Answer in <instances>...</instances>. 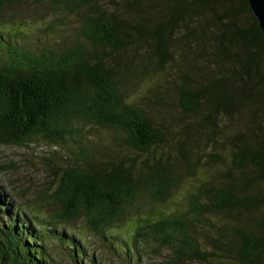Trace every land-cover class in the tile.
<instances>
[{
	"label": "trees",
	"instance_id": "1",
	"mask_svg": "<svg viewBox=\"0 0 264 264\" xmlns=\"http://www.w3.org/2000/svg\"><path fill=\"white\" fill-rule=\"evenodd\" d=\"M22 1L0 0V12ZM36 1L77 21V38L60 51L35 53L22 34L0 29V144L42 136L54 148L68 144L75 151L63 157L69 168H58L57 188L39 192L45 224L27 219L0 193V264H61L45 245L44 231L73 264H101L72 233L56 227L83 220L93 233H120L116 222L142 192L150 204L169 198L182 171L201 162L202 144L226 152L227 170L206 173L188 194L185 212L143 219L127 232L130 244L120 240V251L132 261L142 240L154 254L167 249L171 264L211 263L212 257L218 264H264V35L247 1ZM179 46L191 52V71L180 70L168 90L180 113L171 141L168 127L156 126L130 99L127 84L150 74L152 65L151 75L163 73ZM154 100L164 106L162 97ZM166 107L168 113L174 106ZM237 120L247 131L227 134ZM85 125L121 134L119 149L148 155L173 144L179 157L172 161L164 151L138 163L112 157L83 137Z\"/></svg>",
	"mask_w": 264,
	"mask_h": 264
},
{
	"label": "rangeland",
	"instance_id": "2",
	"mask_svg": "<svg viewBox=\"0 0 264 264\" xmlns=\"http://www.w3.org/2000/svg\"><path fill=\"white\" fill-rule=\"evenodd\" d=\"M9 17L11 21L7 22L6 19ZM0 23L1 30H11L14 33L22 34L20 39L24 46L35 53L46 49L60 51L73 44L78 34L77 21L68 19L66 13L51 11L50 8L40 5L36 0H23L18 5L3 7L0 12ZM177 54L175 62L169 64L170 66H165L163 73L151 75L153 74L152 65L148 71L150 74L140 77V79L134 77L127 84L130 99L145 111L156 126L164 125L168 127L169 137L167 139L171 141L176 138L173 133L178 131L179 123H177L176 117H179L180 113L175 108V99L171 97L172 94L168 90L172 86L175 88L180 70L191 71L189 70L190 50L179 46ZM155 96L162 97L164 106L154 104ZM166 105L174 106L172 107L173 110H169L167 113ZM247 125L245 126L244 120L242 122L237 120L232 124H228L226 133L235 135L245 132L247 131ZM81 133L101 153H107L112 157L131 158L136 163L146 158L157 157L162 151L170 154L172 161L176 162L179 157L176 151L177 146L172 143V146H168V148L163 150L158 148L145 155L131 149L122 150L115 146V142L121 136L115 131L85 125L81 129ZM201 147V157L199 158L201 162L194 169H187L186 172L181 168V171L183 170L182 178L181 180L179 178L176 189L171 192L165 202L150 204L147 194L141 191V196L136 199L134 207L129 208L128 213L116 222L118 226L116 228L120 233H115V230L108 228L100 233H93L86 228L83 220L70 225H58L56 230L64 229L62 231L64 234L67 232L72 233L75 241L78 244H84L89 254H92L101 264H171L172 256L167 249H161L159 254H154L151 246L145 250L144 246L146 244L142 240L137 242L132 254L133 260L129 261L126 256L127 252L119 249L120 247L125 248L120 240L124 239L127 244H130L132 238L127 235V232L130 229H136L143 219L155 217L158 212L164 213L167 210L185 212L188 194L194 191L199 183L204 180L205 174L218 175L227 170L229 157L226 152L221 149L211 150L205 148L203 144ZM69 151L74 152V147L64 144L60 148H54L42 136H36L22 145L0 144V193L6 196L13 207L23 210L27 219L36 218L41 221L48 219L44 211L43 201L37 200V198L39 192L45 188L52 186L57 188L59 180L57 170L58 168H69V164L63 158L68 156ZM216 152L219 154V159L212 162L211 160H214ZM71 167H73V164ZM33 204H36L38 208L32 209L31 205ZM132 209H134V212L129 214ZM211 221L214 222L215 219L213 218ZM43 222L45 224L47 221ZM194 230L197 237H202L199 226H196ZM44 234L46 235L45 245L48 246L56 261L61 264H73L65 257L63 246L55 241L48 231H44ZM55 234H58V231ZM210 262L184 261L183 264H218V260L214 257ZM232 264L237 263L233 262Z\"/></svg>",
	"mask_w": 264,
	"mask_h": 264
},
{
	"label": "water",
	"instance_id": "3",
	"mask_svg": "<svg viewBox=\"0 0 264 264\" xmlns=\"http://www.w3.org/2000/svg\"><path fill=\"white\" fill-rule=\"evenodd\" d=\"M248 7L264 35V0H246Z\"/></svg>",
	"mask_w": 264,
	"mask_h": 264
}]
</instances>
